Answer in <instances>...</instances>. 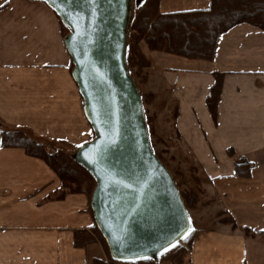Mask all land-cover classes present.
I'll return each instance as SVG.
<instances>
[{
	"label": "crops",
	"instance_id": "1",
	"mask_svg": "<svg viewBox=\"0 0 264 264\" xmlns=\"http://www.w3.org/2000/svg\"><path fill=\"white\" fill-rule=\"evenodd\" d=\"M209 4L159 0V12ZM63 40L56 15L42 1L0 0V134L23 129L40 142H72L76 124L78 139L89 138ZM142 52L150 62L144 86L169 114L172 149L203 177L208 207L236 225L218 222L196 234L189 264H264V31L233 27L218 38L211 61L143 45ZM216 74L222 86L214 123L206 98ZM236 163L249 166L247 178L236 176ZM60 186L42 160L0 147V264L89 263L88 249L75 248L73 237L95 226L90 201L63 195Z\"/></svg>",
	"mask_w": 264,
	"mask_h": 264
},
{
	"label": "water",
	"instance_id": "2",
	"mask_svg": "<svg viewBox=\"0 0 264 264\" xmlns=\"http://www.w3.org/2000/svg\"><path fill=\"white\" fill-rule=\"evenodd\" d=\"M39 1L69 30L63 44L71 77L95 136L72 159L95 182V226L114 261L156 260L189 234L191 223L172 175L152 150L128 72L131 0Z\"/></svg>",
	"mask_w": 264,
	"mask_h": 264
},
{
	"label": "trees",
	"instance_id": "3",
	"mask_svg": "<svg viewBox=\"0 0 264 264\" xmlns=\"http://www.w3.org/2000/svg\"><path fill=\"white\" fill-rule=\"evenodd\" d=\"M240 24H248L264 31V0H210L209 7L206 9L171 14L159 12V0H143L136 7L130 25L126 48L128 72L134 80L142 78L143 81L146 76L143 70L150 67V62L140 50L141 43H144L149 51L211 61L218 38ZM214 79L206 98V106L215 123L222 76L216 74ZM0 147L24 149L28 156L42 160L56 174L61 183V194H83L90 201L95 182L71 156L61 152H48L40 142L21 130L2 129ZM235 173L237 177L247 178L250 175V168L247 164L236 163ZM180 194L186 209H193L197 203V193L191 190ZM90 212L92 214L91 207ZM228 219L232 227L236 228L232 218L228 217ZM243 231L247 236L252 235L248 229ZM195 235L189 232L183 239L189 247ZM99 242L107 247L96 226L74 232L75 248L87 249ZM184 253L182 246L175 245L162 253L157 260L178 262ZM153 261L146 259L120 264H154ZM115 263L119 262L114 261L107 252L106 259L92 258L88 264Z\"/></svg>",
	"mask_w": 264,
	"mask_h": 264
},
{
	"label": "rangeland",
	"instance_id": "4",
	"mask_svg": "<svg viewBox=\"0 0 264 264\" xmlns=\"http://www.w3.org/2000/svg\"><path fill=\"white\" fill-rule=\"evenodd\" d=\"M135 0H131V8H130V20H129V27H128V35L130 34V25L134 16V11L136 9ZM57 17V16H56ZM58 19V18H57ZM59 21V19H58ZM60 30L62 33L63 38H65L69 34V30L64 27L61 22L59 21ZM142 45L146 46L144 43L140 44V50L142 52ZM147 47V46H146ZM144 55V53L142 52ZM145 56V55H144ZM146 57V56H145ZM73 69V65L71 63V72ZM147 69L143 70V72L146 74L144 80L142 81V78L135 79L132 77L135 86L140 94L148 135L150 139V144L152 147L153 152L156 154V156L159 158V160L162 162V164L166 167V169L170 172V174L173 177V180L176 184V186L179 189L180 193H186L188 191L194 190L197 195V203L194 205L193 209H187L188 210V216L191 223L190 232H193L194 235L198 234L201 231H208L215 227V225L218 222L227 223L228 222V216L226 214L220 215V213L217 215L215 210L212 208L210 209L208 207V201L204 197V192L201 187V183L203 180V177L201 174H199L198 170L191 169V163L190 159H188V162H185L183 157H180L175 154L174 147L175 142H173L172 137L174 134V131L170 130L169 128V121H168V112L165 111L163 106L159 105V101L154 99L153 94L149 93L144 86V83L147 80L148 74ZM83 102L81 100V119L83 121L84 114H83ZM76 124L75 128H73L74 136L71 137L72 142L66 141V142H56L54 140L49 139L48 141H41L35 137L33 132L25 131L23 129L21 130L23 133H25L27 136L36 139V141L40 142L44 149L48 152H61L65 155H69L72 157L74 152L77 150L78 147L81 145L90 142L94 139V133L91 132L89 138H84L83 135L78 139L77 135H81V129L80 133L76 132ZM79 131V130H78ZM83 134V133H82ZM83 140L87 141L85 143L80 142ZM95 187V184H94ZM94 189V188H93ZM92 189V191H93ZM92 194V192H91ZM231 225V224H230ZM232 226V225H231ZM253 236V235H251ZM98 243V242H97ZM182 246V248L185 250V253L183 257L178 261H172V260H163L158 261L157 259L153 261L154 264H189L188 258H189V244L186 243V241L182 240L179 244ZM107 247L103 243L94 244L88 247L89 255H88V261H90L94 256L99 255L103 256L106 255L108 252Z\"/></svg>",
	"mask_w": 264,
	"mask_h": 264
}]
</instances>
